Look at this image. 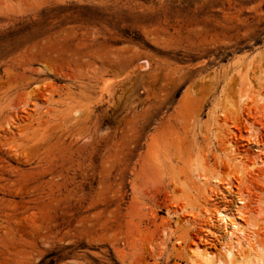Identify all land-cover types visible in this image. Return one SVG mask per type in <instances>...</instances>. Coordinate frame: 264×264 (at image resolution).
<instances>
[{"label": "rangeland", "instance_id": "1", "mask_svg": "<svg viewBox=\"0 0 264 264\" xmlns=\"http://www.w3.org/2000/svg\"><path fill=\"white\" fill-rule=\"evenodd\" d=\"M263 81L264 0H0V264H189L196 163L264 246Z\"/></svg>", "mask_w": 264, "mask_h": 264}, {"label": "bare ground", "instance_id": "2", "mask_svg": "<svg viewBox=\"0 0 264 264\" xmlns=\"http://www.w3.org/2000/svg\"><path fill=\"white\" fill-rule=\"evenodd\" d=\"M260 55L263 54L257 52L252 55L248 65H252L253 59ZM237 63H240V60ZM249 87L251 88V84ZM261 90L263 92L256 99L247 94L241 99L249 110L261 114L264 119V89L261 88ZM224 124L226 125L225 122ZM262 125L264 126V123ZM7 128H11L10 123L7 124ZM227 131L225 144L228 162L238 165L248 163L252 170L264 164V136L260 137V133L250 129L246 144L248 148L242 149V145L236 139L237 134L229 128ZM260 139L263 143L259 142ZM191 173L193 187L197 191H203V198L198 205L199 214L195 215L194 211L187 206H179V210L174 213L178 215L179 222L188 225L197 224L196 218H199L198 226L205 230V235L209 238L203 241L193 239L189 264H215V254L212 250L214 246L218 247V244L225 257V261H219V264H264V246L259 239L261 228L258 223L247 220L245 211L247 199L238 197L232 206L224 205L211 211L209 208L215 206L214 202L217 198L226 202L230 201L229 197L234 191L232 185L218 177L208 175L201 163L194 164ZM215 226L218 230H222L223 235L213 229L216 228Z\"/></svg>", "mask_w": 264, "mask_h": 264}, {"label": "trees", "instance_id": "3", "mask_svg": "<svg viewBox=\"0 0 264 264\" xmlns=\"http://www.w3.org/2000/svg\"><path fill=\"white\" fill-rule=\"evenodd\" d=\"M40 264H44V262L42 261Z\"/></svg>", "mask_w": 264, "mask_h": 264}]
</instances>
